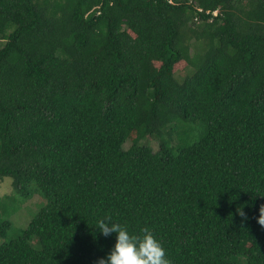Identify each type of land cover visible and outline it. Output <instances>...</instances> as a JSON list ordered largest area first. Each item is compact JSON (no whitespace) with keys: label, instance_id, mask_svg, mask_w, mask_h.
<instances>
[{"label":"trees","instance_id":"trees-1","mask_svg":"<svg viewBox=\"0 0 264 264\" xmlns=\"http://www.w3.org/2000/svg\"><path fill=\"white\" fill-rule=\"evenodd\" d=\"M5 177L0 210L44 204L0 218V264H95L105 215L172 264H264V0H0Z\"/></svg>","mask_w":264,"mask_h":264},{"label":"clouds","instance_id":"clouds-1","mask_svg":"<svg viewBox=\"0 0 264 264\" xmlns=\"http://www.w3.org/2000/svg\"><path fill=\"white\" fill-rule=\"evenodd\" d=\"M261 208L256 219L264 226V211ZM238 211L241 216L245 215L242 209ZM93 226L105 237L114 236L108 252L98 257L95 264H172L162 241L147 226L133 232L110 215L101 217Z\"/></svg>","mask_w":264,"mask_h":264},{"label":"rangeland","instance_id":"rangeland-1","mask_svg":"<svg viewBox=\"0 0 264 264\" xmlns=\"http://www.w3.org/2000/svg\"><path fill=\"white\" fill-rule=\"evenodd\" d=\"M128 147L129 142H126L124 148ZM11 193V179L9 177L0 179V198ZM40 200L41 198L35 195L22 204L10 205L4 210H0V218L7 219L10 223L8 237L13 238L20 235L21 231L27 227L31 218L44 204V201Z\"/></svg>","mask_w":264,"mask_h":264},{"label":"built area","instance_id":"built-area-1","mask_svg":"<svg viewBox=\"0 0 264 264\" xmlns=\"http://www.w3.org/2000/svg\"><path fill=\"white\" fill-rule=\"evenodd\" d=\"M169 2H171V0H168Z\"/></svg>","mask_w":264,"mask_h":264}]
</instances>
